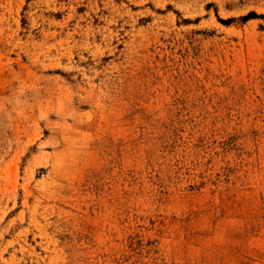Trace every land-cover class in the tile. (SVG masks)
Returning <instances> with one entry per match:
<instances>
[{
  "label": "rangeland",
  "instance_id": "1",
  "mask_svg": "<svg viewBox=\"0 0 264 264\" xmlns=\"http://www.w3.org/2000/svg\"><path fill=\"white\" fill-rule=\"evenodd\" d=\"M0 264H264V0H0Z\"/></svg>",
  "mask_w": 264,
  "mask_h": 264
},
{
  "label": "trees",
  "instance_id": "2",
  "mask_svg": "<svg viewBox=\"0 0 264 264\" xmlns=\"http://www.w3.org/2000/svg\"><path fill=\"white\" fill-rule=\"evenodd\" d=\"M258 15L256 13H249L247 15H245L243 18L244 19H250V18H254L257 17Z\"/></svg>",
  "mask_w": 264,
  "mask_h": 264
}]
</instances>
